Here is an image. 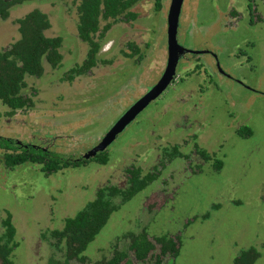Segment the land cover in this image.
I'll list each match as a JSON object with an SVG mask.
<instances>
[{
    "label": "rangeland",
    "instance_id": "obj_1",
    "mask_svg": "<svg viewBox=\"0 0 264 264\" xmlns=\"http://www.w3.org/2000/svg\"><path fill=\"white\" fill-rule=\"evenodd\" d=\"M76 2H27L0 20V49L19 37L14 20L33 9L50 20L46 36L62 39L60 66H46L40 78L27 80L23 94L32 96L34 106L9 115L0 103V135L48 145L50 153L71 159L85 153L122 113L124 107L117 103L120 89L136 75V66L126 67L132 61L121 58L128 52L124 44L141 40V34L144 53L145 41L152 45L150 40H156L152 54L165 44V12L142 17L147 13L143 1L135 10L138 28L131 24L136 30L126 31L125 22H120L105 33L98 57L110 64L61 82L86 53L76 34ZM228 2L185 0L178 43L185 49L216 53L221 68L237 82L181 67L179 62L178 80L106 148L105 165L90 160L47 175L31 163L6 168L0 149V221L5 211L12 214L18 244L11 255L13 264H47L53 248L50 238L43 237L45 232L61 229L65 218L80 211L104 184L123 186L127 167L150 171L163 149L173 145L186 157L167 164L155 182L113 213L83 254L92 261L106 260L117 245L124 247V242L117 243L121 236L146 228L150 236L179 235L180 251L172 264H231L250 247L260 255L254 264H264V19L248 26L247 0H234L241 14L239 24L236 29L225 27L226 20L213 10H224ZM202 25L206 31L199 28ZM200 58L212 61L210 55ZM156 73H150L149 84L156 82ZM135 83L133 88L139 84ZM241 127H249L251 136L241 137L237 133ZM81 145L84 150L79 152Z\"/></svg>",
    "mask_w": 264,
    "mask_h": 264
},
{
    "label": "trees",
    "instance_id": "obj_2",
    "mask_svg": "<svg viewBox=\"0 0 264 264\" xmlns=\"http://www.w3.org/2000/svg\"><path fill=\"white\" fill-rule=\"evenodd\" d=\"M36 1L47 0H0V20H7L12 8ZM139 1L77 0L76 34L86 45V53L79 64H75L64 74L61 82H72L77 76L87 75L98 65V61L101 64H110V61L98 57L105 33L122 18L134 19L135 14L130 8ZM14 23L17 25L18 39L0 49V103L8 109L9 115L34 106L32 96L23 94L27 80L40 78L46 66L56 69L62 61V39L46 36L51 23L45 13L33 9L14 20ZM101 23H105L104 26L101 27ZM128 46L135 54L139 52L133 44ZM237 133L241 137H248L252 131L249 127H241ZM0 149L4 150L2 160L9 169L31 163L38 165L42 173L50 175L81 164L71 161V158L46 152L37 146L19 147L14 140L5 138H0ZM196 149V152L207 158L205 151L198 150L197 147ZM184 157L186 155L181 152L179 146L173 145L163 149L150 171L143 173L139 167L130 166L125 169L126 182L123 186L106 183L99 187L94 197L80 211L73 217L65 218L61 229L43 234L45 239L50 238L53 248L47 264H172L180 251L179 235L150 236L146 228L121 236L117 243L124 242V247L120 249L117 245L111 257L106 260L92 261L83 253L113 213L155 182L167 164L176 158ZM90 160L105 165L109 156L103 151ZM216 168H220V163H216ZM0 229V264H13L11 255L18 244L10 212L5 211L0 221ZM259 257V253L250 247L241 250L231 264H254Z\"/></svg>",
    "mask_w": 264,
    "mask_h": 264
},
{
    "label": "flooded vegetation",
    "instance_id": "obj_3",
    "mask_svg": "<svg viewBox=\"0 0 264 264\" xmlns=\"http://www.w3.org/2000/svg\"><path fill=\"white\" fill-rule=\"evenodd\" d=\"M143 1L146 2L145 11H147V13H145V15H143L142 17H148L149 15H151V13H157V12H161V11L165 12V17H164V19H165V22H164V26H165V44L161 48V51H159L160 53L157 52L156 54H152V51H153L152 50V45H154V46L156 45V40H153V39L150 40V41L153 42L152 45H149L148 43L146 44V41H145V46H146V49L147 50L144 53V52L141 51V43H142V39H143V34H141V40H136V42L135 41H130V40H128L129 42H127V39H126L125 42H127V43H125L124 45H125V48L128 49V52L125 53L123 56H121V58H123L124 60L128 59V60L132 61L130 63H127V64H129L128 66H126V65L125 66L127 68H130L133 65L136 66L135 67L136 69L134 71L136 75L133 76L132 79L129 78L130 80L127 79L126 84H128V86H126V87L123 86L120 89V92H121L120 93L121 94V97H120L121 98V101H118L117 103L121 106V108H123V107L124 108L121 111L122 113L119 114L118 118L126 110H128L130 108V106H132L133 103H135L152 86H154L156 84V82L162 76V74H163V72H164V70L166 68V64H167V59H168V51H167V28H168V13H169V10H170L171 0H167L166 1L167 4L165 6V9H163V7H164V0H140L139 2H137L136 4H134L130 8V11L133 14H135V18L134 19L126 20V18H122L118 22H115L114 24H117V23H120V22H125V25L124 26H125L126 31L127 30H131V29L132 30H136L135 27L138 28V26H139V24L137 22H138V18L140 16H139V13H137L135 10H136V8L137 9L139 8L138 6H140V3H142ZM184 1L185 0L182 1L181 7H180V12H179L178 27H177V42H178V28L180 26V17H181V14H182L181 11H182V7H183V4H184ZM260 6H262L263 13L260 12V9H261V8H259ZM166 8H167V12H166ZM246 8H247L248 17H250V21H248V24H247L248 26H252L253 23L260 22L261 20L264 19V0H247V6H246ZM202 11L203 10L200 9L199 10V13L200 14L204 13ZM213 11L217 12L218 15L222 16L224 18V20H226V21H224L225 27L232 25L234 29L237 28V26L239 24L238 19L241 17V14L239 13V8H237L236 7V4L234 3V0H229L228 5L226 6V8L224 10H222V9H220L218 7L216 10H213ZM149 12H151V13H149ZM188 16H189L188 14L185 15V17H188ZM184 22L187 23L186 21H184ZM131 24L134 25L135 27H133ZM205 26H207L208 28H210V26H208V25H205ZM199 28H201L202 30H205L206 31V29L203 27V25L200 26ZM144 29L148 30V27L146 26V27H144ZM128 44H133L137 49H139V52L137 54H135V52L129 48ZM179 45L181 47H183L181 44H179ZM111 48L112 47H110L109 50H111ZM186 50H189V49H186ZM189 51H192L193 53L188 52V53H185V54H183V55H181L179 57L178 62H177V66H176V74H175V77H174V79L172 80V82L169 85H171L173 82H175L176 80H178L179 76L182 73V71L180 70V68L183 67V66H186L185 68L193 67V68L197 69L196 70L197 72L200 71L199 73H206V74H209V75L212 74V72L213 73H218L219 75L223 76L224 78H226L228 80H232L234 82H237V79L234 76L230 75L226 70H224L223 68H221V66L218 63L217 56L215 55L216 53H214V52H212L210 50H205V51L189 50ZM148 52H151V56H150V53L148 54ZM197 52H199V53H197ZM204 54L205 55H210V59L212 61L209 62V61H206L205 59H201L200 58V55H204ZM238 55L239 56H243L242 54H238ZM190 56L192 58H190ZM247 61L250 62L251 60L249 58H247ZM121 62H123V61H121ZM179 62H182V65L179 68V71L177 72V67H178ZM97 64L98 65L96 67L92 68L87 75H90L92 72H94L96 70V68L102 67L103 65H107V64H101V63H99V61H98ZM154 70H156V72H157L156 73V76H157L156 82L153 83V84H149L148 83V79H149V77L151 75L150 73L153 72ZM78 77H80V76L75 77L74 80L76 78H78ZM210 79H212V78H210ZM135 80H136V83L135 84H138V83L139 84H138L137 87L133 88L132 86L134 85ZM152 80H153V78H152ZM146 85H148V86H146ZM123 88L125 90H123ZM248 90H251V89H248ZM126 102H127V104H126ZM15 113H13L11 115H14ZM7 114H8V112H7ZM117 119L113 122V124L117 121ZM110 127H109V129H110ZM106 132L103 133L102 136H100V137L99 136L95 137V140H93L91 142V144L89 146H87L88 149H86L87 151L85 153H87L90 149H92L94 146H96L100 142V140L102 139V137L106 134ZM0 138H5V139L12 140L9 137H6L5 135H2V136L0 135ZM13 140L18 144L19 147H21V146L22 147H26L27 145H31L33 147L34 146H37V147L43 149L46 152L49 151L48 145H41V144L40 145H33L31 143L24 144L23 142H20L19 140H16V139H13ZM84 141H86V140L82 137L81 143H83ZM87 143L88 142H84L83 145L86 147ZM83 145H81V147L79 149H76V150L79 151V152L81 150H84ZM85 153H82V152L79 153V155L76 158L71 159V161H78V163H84L85 159H82V157H83V155Z\"/></svg>",
    "mask_w": 264,
    "mask_h": 264
},
{
    "label": "water",
    "instance_id": "obj_4",
    "mask_svg": "<svg viewBox=\"0 0 264 264\" xmlns=\"http://www.w3.org/2000/svg\"><path fill=\"white\" fill-rule=\"evenodd\" d=\"M183 0H171L170 10L168 13L167 28V51L168 59L166 68L156 82L143 96L126 110L117 121L110 127L100 142L85 153L82 159L90 160L98 153L103 152L124 131V129L154 100H156L172 82L176 74V66L181 55L191 52L181 47L177 42V27L180 7ZM199 53V52H197Z\"/></svg>",
    "mask_w": 264,
    "mask_h": 264
}]
</instances>
